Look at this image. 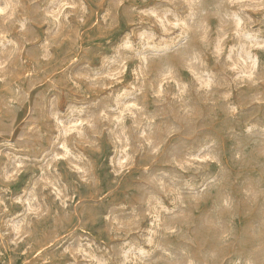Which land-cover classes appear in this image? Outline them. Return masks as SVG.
<instances>
[{"label":"rangeland","instance_id":"rangeland-1","mask_svg":"<svg viewBox=\"0 0 264 264\" xmlns=\"http://www.w3.org/2000/svg\"><path fill=\"white\" fill-rule=\"evenodd\" d=\"M0 264H264V0H0Z\"/></svg>","mask_w":264,"mask_h":264},{"label":"clouds","instance_id":"clouds-1","mask_svg":"<svg viewBox=\"0 0 264 264\" xmlns=\"http://www.w3.org/2000/svg\"><path fill=\"white\" fill-rule=\"evenodd\" d=\"M4 11H7V9H4ZM129 47H130V45H129ZM45 58H47V57H45ZM79 171H83V170H82V169H79ZM54 191H57V198H59V195H60L59 190L54 189ZM32 211H33V212H38L39 209H32ZM18 231H19V230H18Z\"/></svg>","mask_w":264,"mask_h":264}]
</instances>
